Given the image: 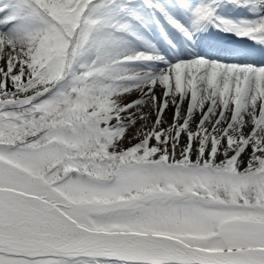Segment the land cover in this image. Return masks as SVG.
<instances>
[{
  "label": "snow or ice",
  "instance_id": "obj_1",
  "mask_svg": "<svg viewBox=\"0 0 264 264\" xmlns=\"http://www.w3.org/2000/svg\"><path fill=\"white\" fill-rule=\"evenodd\" d=\"M0 264H264V0H0Z\"/></svg>",
  "mask_w": 264,
  "mask_h": 264
}]
</instances>
